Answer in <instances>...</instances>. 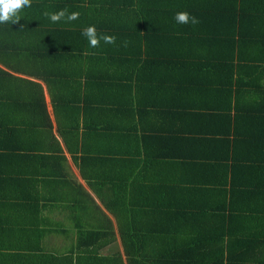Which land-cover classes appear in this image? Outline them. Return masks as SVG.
I'll return each mask as SVG.
<instances>
[{"label": "trees", "instance_id": "16d2710c", "mask_svg": "<svg viewBox=\"0 0 264 264\" xmlns=\"http://www.w3.org/2000/svg\"><path fill=\"white\" fill-rule=\"evenodd\" d=\"M65 8L79 12V19L52 23L43 15ZM180 11L199 23L177 24ZM20 17L0 24V63L11 71L0 68V78L12 72L43 77L46 69L63 67L71 96L107 107L113 95L131 101L129 107L151 108L163 120L156 137L168 153L162 188L136 179L137 170L127 192L121 181L115 186L108 209L118 232L107 216L106 225L88 218L90 226L80 227L69 254H41L39 261L264 264V0H32ZM91 25L116 43L90 47L81 33ZM3 90L2 97H13ZM38 97L44 102L41 89ZM179 123L180 132L211 129V152L170 155L175 139L184 137L174 133ZM72 129L78 132V124ZM138 129L144 130L142 122ZM119 157L124 163L125 152ZM53 158L66 160L62 154ZM109 173L124 178L126 170Z\"/></svg>", "mask_w": 264, "mask_h": 264}, {"label": "crops", "instance_id": "0c3cea01", "mask_svg": "<svg viewBox=\"0 0 264 264\" xmlns=\"http://www.w3.org/2000/svg\"><path fill=\"white\" fill-rule=\"evenodd\" d=\"M0 68L11 72L1 63ZM65 71L63 67L46 69L43 77L12 72V76L0 78L3 92L13 93L11 99L0 93V264H48L47 259L39 261L37 257L69 254L80 227L90 226L88 218L99 217L106 225L107 216L118 232L115 214L108 206L115 201V186L120 181L127 192L134 170L136 179L147 178L145 184L164 186L167 151L156 137L161 132L157 129L163 121L160 116L155 117L151 108L129 107L131 101L113 95L108 96L107 107L95 99L91 102L71 96L75 93L69 91ZM78 78L72 82L76 89ZM40 89L44 102L38 97ZM119 113H124V118L118 117ZM86 119L90 127H86ZM104 121L106 127H96ZM140 122L144 130L138 129ZM77 124L79 130L74 132L72 127ZM180 129L179 123L174 133L184 137L175 139L170 155L182 151L188 158L211 152V129ZM123 151L125 162L119 164ZM105 153L114 154L112 160L101 158ZM32 154L46 159H26ZM59 154L66 160L53 161ZM121 168L126 170L124 178L109 173ZM143 168L147 172L137 177ZM117 245L122 250L121 243Z\"/></svg>", "mask_w": 264, "mask_h": 264}, {"label": "clouds", "instance_id": "9594fccd", "mask_svg": "<svg viewBox=\"0 0 264 264\" xmlns=\"http://www.w3.org/2000/svg\"><path fill=\"white\" fill-rule=\"evenodd\" d=\"M32 6V0H0V24L4 23H18L21 19L20 12L26 8ZM52 23H59L64 20L65 22H72L78 20L80 17L79 12H71L68 10L61 9L58 12H47L43 13ZM174 20L177 24H198L199 20L192 16L186 11L177 12L174 16ZM87 38L89 46L97 48L100 46V42L103 41L105 44H115L116 37L107 34H98L95 25L85 27L81 33ZM125 47L127 42H125Z\"/></svg>", "mask_w": 264, "mask_h": 264}, {"label": "rangeland", "instance_id": "374dc122", "mask_svg": "<svg viewBox=\"0 0 264 264\" xmlns=\"http://www.w3.org/2000/svg\"><path fill=\"white\" fill-rule=\"evenodd\" d=\"M117 244H119V242H118ZM116 249H117V247H116V246H113V247L111 248V251H110V252H112L113 250L115 251Z\"/></svg>", "mask_w": 264, "mask_h": 264}]
</instances>
